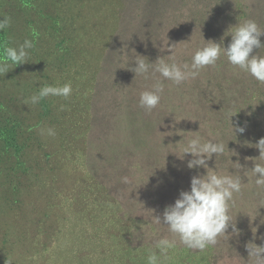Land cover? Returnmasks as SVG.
Instances as JSON below:
<instances>
[{
  "label": "trees",
  "instance_id": "trees-1",
  "mask_svg": "<svg viewBox=\"0 0 264 264\" xmlns=\"http://www.w3.org/2000/svg\"><path fill=\"white\" fill-rule=\"evenodd\" d=\"M5 17L11 22L10 27L0 31V53L5 46L18 47L26 39L33 42L25 63L9 62L8 72L0 74V178L4 175L1 170L5 169L4 181L0 180L3 186L0 198L5 205L18 210L22 204L18 196L32 195L28 200L33 203V192L38 201L50 205L43 185L49 179L46 172L34 177L33 188L21 189L17 176L18 172H30L23 155L27 144L38 140L39 132L35 130L41 125H47L46 130H55L56 146L61 153L66 148H70V154L83 147L81 142H75L76 138H70L71 134L76 136V130L66 132L68 116L60 110L61 105L71 110L75 105L59 104L55 96L36 104L30 102V97L45 84L60 86L71 82L73 97L79 105L90 107L94 95L86 92L92 88L100 90L98 83L104 80L101 93H112L107 95V101L114 103L116 110L126 116L142 113V118L154 124H163L178 112L207 115V133L215 135L228 148L222 156L213 155L208 166L234 172L228 162L230 158L233 163L239 161L244 169L254 166L253 160L260 154L254 145L264 138V83L221 57L215 66L202 69L195 79L180 85L165 81L164 101H160L157 110L148 113L139 107V94L147 86L150 89L155 78L135 76L131 68L135 67L137 55L133 54L138 49L142 52L140 56L155 62L158 57L170 55L167 49L175 45L177 59L190 63L203 39L219 43L228 28L238 22L254 19L264 29V0H0V19ZM260 39L264 44V36ZM156 40L160 44L156 45ZM230 41V36L224 37V46ZM258 53L264 55V48L254 49L252 55ZM53 75L66 82L58 83V79L51 78ZM119 116L116 114L115 118ZM201 118L194 116L198 122ZM237 126L243 127L244 132H236ZM37 145L42 152L43 145ZM49 155L44 152L46 159ZM203 174L205 171L200 173ZM241 177L245 184L234 194L230 209L236 231L230 226L223 238L210 246L213 260L217 261L213 264H224L217 260L215 252L222 254V241L236 235L245 221L248 231L242 234L264 245V187H257L251 174L247 178L243 170ZM249 203L262 210L243 212ZM235 249L234 240L227 241L226 250L234 254Z\"/></svg>",
  "mask_w": 264,
  "mask_h": 264
},
{
  "label": "rangeland",
  "instance_id": "rangeland-1",
  "mask_svg": "<svg viewBox=\"0 0 264 264\" xmlns=\"http://www.w3.org/2000/svg\"><path fill=\"white\" fill-rule=\"evenodd\" d=\"M154 43L158 45L160 41ZM141 53L138 49L133 56ZM51 78L66 82L62 77ZM102 82L98 83L100 90L92 88L86 92L94 95L90 107L79 105L72 93L66 99L55 96L59 104L76 106L72 110L64 107L62 112L68 116L66 132L76 130V136L71 134L70 138L81 142V150L70 155V148H66L61 153L56 146L57 137L47 134V125L35 130L39 132L37 141L27 144L23 158L31 169L27 174L17 173L20 188H33L34 177L46 172L49 179L43 185L50 205L38 201L34 192L33 203L28 200L32 195L18 196L22 201L18 210L0 198V264H148L152 252L160 257V264L217 262L210 246L203 251L188 249L178 239L174 248L161 255L156 241L172 237L165 226L152 220V213L162 218L164 208L173 204L181 191L189 190L191 178L205 171L189 169L191 155L179 159L174 146L188 132L199 130L205 139H218L207 133L209 117L178 112L171 114L167 122L154 124L142 118V113L126 116L107 101L109 93H101ZM27 107L28 102L23 111ZM116 114L120 116L115 118ZM194 116L202 118L198 122ZM37 143L43 145L42 152ZM44 152L50 154L47 159ZM1 171L5 175V169ZM4 175L0 180L4 181ZM255 208L260 209L249 203L243 212ZM247 222L241 223L236 235L222 241V254L214 251L218 261L251 264L246 245H261L242 234L248 231ZM230 240L236 244L234 254L226 250Z\"/></svg>",
  "mask_w": 264,
  "mask_h": 264
},
{
  "label": "clouds",
  "instance_id": "clouds-1",
  "mask_svg": "<svg viewBox=\"0 0 264 264\" xmlns=\"http://www.w3.org/2000/svg\"><path fill=\"white\" fill-rule=\"evenodd\" d=\"M10 22L9 17L0 19V31L10 27ZM228 36L231 37V41L225 47L224 37ZM261 36H264V29L254 19H246L235 26H230L219 43L203 39L195 48L190 63L177 59L175 45L167 49L171 52L170 55L158 57L155 62H149L147 58L137 55L133 62L135 67L131 68V71L135 76H142L145 79L150 76L155 78L150 89L140 92L139 107L151 113L160 104L165 92V81L180 85L189 79H195L202 69L215 66L221 57H225L231 66L264 83V55L260 53L252 55L254 49L264 48ZM32 47L33 42L27 39L18 47H3L0 53L2 57L0 74L8 72L9 62L11 65L25 63L29 56L28 50ZM71 93V82L60 86L45 84L38 93L30 97V102L36 104L48 96H60L66 99ZM60 110H64V105H61ZM232 117L233 115H230L229 120L234 134ZM244 130L239 126L235 128V131L240 133ZM46 132L49 136L56 135L53 128H48ZM254 147L260 153L259 157L253 160L254 166L247 170L239 161L233 163L230 158L228 162L235 171L229 172L221 171L216 167L213 169L207 163L213 155L217 158L225 154L227 145L223 141L215 138L205 139L200 135L199 130L188 132L187 136H182V139L175 144L174 148L180 153L177 156L179 159L183 160L185 155H191L192 159L187 163L189 169L203 168L206 174L193 176L189 190L181 191L174 203L164 208L162 218L152 213L153 222L165 226L172 237L169 239L165 236L156 241L155 247L160 250L161 255H165L168 249L174 248L177 239L188 249L203 251L209 246L216 245L218 237L225 235L230 226L234 232L236 231L230 209L234 194L239 193L245 184L242 182L241 171L243 170V175L247 178L251 174L257 187H264V138H261ZM248 182L253 181L248 180ZM246 248L251 264H264V245L257 246L250 242ZM148 264H160V257L152 252L148 256Z\"/></svg>",
  "mask_w": 264,
  "mask_h": 264
}]
</instances>
